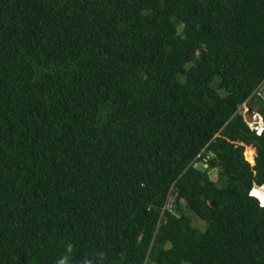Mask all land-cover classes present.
Masks as SVG:
<instances>
[{
    "label": "trees",
    "instance_id": "trees-1",
    "mask_svg": "<svg viewBox=\"0 0 264 264\" xmlns=\"http://www.w3.org/2000/svg\"><path fill=\"white\" fill-rule=\"evenodd\" d=\"M263 82L264 0H0V264H264Z\"/></svg>",
    "mask_w": 264,
    "mask_h": 264
},
{
    "label": "built area",
    "instance_id": "built-area-1",
    "mask_svg": "<svg viewBox=\"0 0 264 264\" xmlns=\"http://www.w3.org/2000/svg\"><path fill=\"white\" fill-rule=\"evenodd\" d=\"M262 90L260 92V97L264 101V82L262 84ZM237 115L240 116L244 122V124L248 127V129L253 132L256 136L261 135L262 131L264 130V121L258 114V112L255 110V106L250 103V99L244 102L237 111ZM247 153H250L248 157L246 156ZM243 157L246 162L249 163V165L253 166V158H254V150L249 146H244V152ZM210 159V155L208 154H200L196 157L197 163H202L207 165L208 161ZM249 159H252V163Z\"/></svg>",
    "mask_w": 264,
    "mask_h": 264
},
{
    "label": "rangeland",
    "instance_id": "rangeland-1",
    "mask_svg": "<svg viewBox=\"0 0 264 264\" xmlns=\"http://www.w3.org/2000/svg\"><path fill=\"white\" fill-rule=\"evenodd\" d=\"M248 154V153H247ZM248 157V156H247ZM215 171L212 170L211 173H213ZM217 178V177H216ZM217 181V180H216ZM166 208L170 209L171 208V198H169L167 204H166ZM182 212L190 219L191 221V225L195 228H197L200 231H204L205 229V224L203 221H201L200 219H198L191 211H189L184 205L182 207Z\"/></svg>",
    "mask_w": 264,
    "mask_h": 264
},
{
    "label": "water",
    "instance_id": "water-1",
    "mask_svg": "<svg viewBox=\"0 0 264 264\" xmlns=\"http://www.w3.org/2000/svg\"><path fill=\"white\" fill-rule=\"evenodd\" d=\"M193 168H195L199 172H205L208 169V165H205L202 163H197V164L193 165ZM211 172H212V170L208 172L209 181L210 182H216V177H217L216 171L213 173H211ZM172 195H174V194H172ZM213 207L215 208L216 205H214Z\"/></svg>",
    "mask_w": 264,
    "mask_h": 264
},
{
    "label": "clouds",
    "instance_id": "clouds-1",
    "mask_svg": "<svg viewBox=\"0 0 264 264\" xmlns=\"http://www.w3.org/2000/svg\"><path fill=\"white\" fill-rule=\"evenodd\" d=\"M254 188H257V187H254ZM263 189V188H262ZM253 192H254V189L253 190H251L250 191V193H252L253 194ZM253 195H255L258 199H260L261 201H264V198H261L260 196H258V195H256V194H253ZM66 257L65 258H63V259H61L59 262H58V264H66Z\"/></svg>",
    "mask_w": 264,
    "mask_h": 264
},
{
    "label": "bare ground",
    "instance_id": "bare-ground-1",
    "mask_svg": "<svg viewBox=\"0 0 264 264\" xmlns=\"http://www.w3.org/2000/svg\"><path fill=\"white\" fill-rule=\"evenodd\" d=\"M249 155H250V153H248ZM250 161H251V163H252V159H250ZM217 180V179H216ZM254 189V192H253V194H256V195H260V193L258 192V190H260V188H253ZM252 189V190H253Z\"/></svg>",
    "mask_w": 264,
    "mask_h": 264
}]
</instances>
